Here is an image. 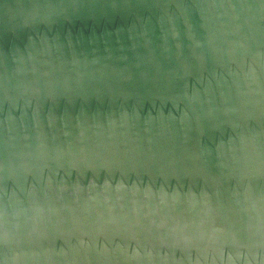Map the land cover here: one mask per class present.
<instances>
[{"label": "water", "instance_id": "95a60500", "mask_svg": "<svg viewBox=\"0 0 264 264\" xmlns=\"http://www.w3.org/2000/svg\"><path fill=\"white\" fill-rule=\"evenodd\" d=\"M0 264H264V0H0Z\"/></svg>", "mask_w": 264, "mask_h": 264}]
</instances>
